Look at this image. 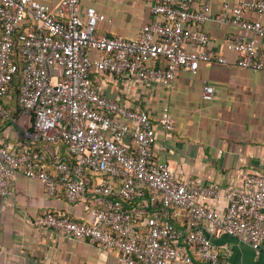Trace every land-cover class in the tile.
Returning <instances> with one entry per match:
<instances>
[{"label":"built area","instance_id":"obj_1","mask_svg":"<svg viewBox=\"0 0 264 264\" xmlns=\"http://www.w3.org/2000/svg\"><path fill=\"white\" fill-rule=\"evenodd\" d=\"M152 3L154 20L128 40L100 34L106 15L83 8L82 0H61L58 11L39 0H0V119L12 118L2 100L21 65L19 114L27 137L48 145L43 152L30 143L14 151L0 143V195L15 194L18 172L42 181L49 198L63 189L71 204L83 202L89 219L50 211L35 225L116 252L119 264H229L212 242L221 234L264 254V173L247 174L245 191L178 180L154 150L159 129L165 140L172 136L171 116L157 122L146 110L106 96L93 80L98 72L171 87L180 71L228 62L205 50L212 41L202 28L208 4ZM219 21L235 29L225 45L237 55L236 65L264 73V0L225 3ZM57 68L61 79L54 81ZM213 94L206 85L203 98L211 101ZM62 147L74 164L61 158ZM213 198L227 200L225 214L201 202Z\"/></svg>","mask_w":264,"mask_h":264},{"label":"crops","instance_id":"obj_2","mask_svg":"<svg viewBox=\"0 0 264 264\" xmlns=\"http://www.w3.org/2000/svg\"><path fill=\"white\" fill-rule=\"evenodd\" d=\"M39 1L55 11L61 3ZM200 1L211 8L210 18L202 26L212 38L205 50L225 57L227 63L202 62L194 72L180 71L171 87L119 80L98 72L93 80L106 96L146 110L157 122L171 116L172 136L165 140L159 129L154 150L157 161L168 162L178 180L198 179L222 191H245L247 174L264 173V73L237 66V55L225 45L235 29L221 23L219 17L225 3L235 5L238 0ZM152 5V0H82L83 8L93 6L106 15V21L98 26L100 34L128 40H136L141 29L154 20ZM248 16L254 17L250 13ZM61 74V69H55L54 81L61 79ZM206 85L214 87L211 101L203 98ZM6 103L15 107L13 101ZM11 116L7 121L0 119V143L17 151L31 140L20 114ZM15 182L13 196L0 195V264H119L116 252L35 225L36 218L50 211L87 220L83 202L71 204L63 189L56 198H49L42 181L21 172ZM201 202L220 215L228 208L224 198ZM183 220L179 218L178 223L183 224ZM212 242L229 264H264L263 253L234 236L221 234ZM181 251L191 253L187 247Z\"/></svg>","mask_w":264,"mask_h":264},{"label":"trees","instance_id":"obj_3","mask_svg":"<svg viewBox=\"0 0 264 264\" xmlns=\"http://www.w3.org/2000/svg\"><path fill=\"white\" fill-rule=\"evenodd\" d=\"M27 26V25H26ZM25 36V31L21 30L16 38V52L18 53L19 51V47L21 45V41ZM21 70H22V66L20 65V72L19 74L15 77V79L13 80V82L11 83L10 86V90L8 93V96L2 100L4 107L10 112L11 115L17 116L20 113V109H21V105H20V87L22 84V74H21ZM8 101H13L14 105H15V109L12 108V106H9V104H7L6 102ZM14 109V110H13ZM31 144V148L34 151H39V152H43L46 147L48 145H46L43 142H32L30 141ZM50 147V146H49ZM61 158H66L67 160H69L71 162V164H74L75 161L73 160V158L67 153V150L65 147H62V151H61Z\"/></svg>","mask_w":264,"mask_h":264}]
</instances>
